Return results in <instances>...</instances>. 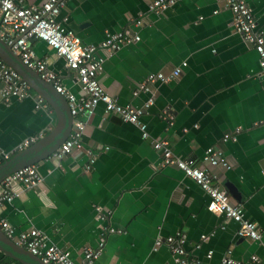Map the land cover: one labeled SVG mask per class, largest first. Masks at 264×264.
Returning <instances> with one entry per match:
<instances>
[{
	"label": "crops",
	"instance_id": "0c3cea01",
	"mask_svg": "<svg viewBox=\"0 0 264 264\" xmlns=\"http://www.w3.org/2000/svg\"><path fill=\"white\" fill-rule=\"evenodd\" d=\"M150 1L64 0L55 17L86 44L98 45L105 30L128 29L138 35L114 51H96L102 57L97 79L119 104L141 106L149 94H132L138 82L148 73H166L186 62L176 78L151 86L153 103L141 116L147 137L98 103L91 115L80 117L85 121L82 148L33 163L41 183L19 187L17 196L0 205V216L15 233L38 229L74 262L82 260L85 247L95 248L101 239L100 253L91 264H176L167 246L154 241L177 232L184 235L186 256L199 264H219L226 250L239 261L261 256L264 75L257 55L233 30L223 0H176L158 15L148 9ZM244 1L257 26L264 28V0ZM29 44L69 92L80 93L73 71L60 56L40 39ZM38 96L30 89L21 100L0 99L2 151L11 152L24 139L37 136L29 146L56 125L54 110L42 97V104L35 106ZM162 111L172 116L171 124ZM223 134L235 139L223 142ZM152 139L167 140L172 153L182 158L199 159L206 147L221 148L229 169L208 171L235 188L239 198L229 194L230 202L260 227V239L237 236L235 222L208 211V196L191 178L174 165L160 166ZM86 151L94 160L89 171L83 169ZM0 264L23 263L0 251Z\"/></svg>",
	"mask_w": 264,
	"mask_h": 264
},
{
	"label": "built area",
	"instance_id": "2783aa9c",
	"mask_svg": "<svg viewBox=\"0 0 264 264\" xmlns=\"http://www.w3.org/2000/svg\"><path fill=\"white\" fill-rule=\"evenodd\" d=\"M176 0H151L148 9L155 15L160 14L166 7ZM64 0H41L39 3H28L26 0H0V39L8 44L13 53L28 68L37 73L40 79L48 82L55 92L62 95L67 103L68 112L71 116V130L65 139L47 156L48 158L60 159L73 149H81L80 138L85 126V121L80 118L92 114L94 107L101 103L105 113L113 114L120 120L134 124L140 131L142 138L147 137L145 123L141 116L153 103L150 91L154 83H165L176 78L186 62L182 61L179 66L173 67L168 72H151L138 82L132 92H147L149 96L141 106L135 107L127 104H119L101 86L97 74L101 70L102 57L96 54L98 48L114 51L121 45L138 40V35L128 29L117 32L104 31V39L98 44L82 43L80 37L71 29L61 26L55 17L62 8ZM223 6L230 14V24L233 30L248 43L257 55L258 65L264 75V28L258 27L256 20L244 0H223ZM216 12L215 10L213 11ZM136 25L139 19L134 21ZM34 37L42 40L47 47L63 59L64 66L74 73V79L80 93L75 95L69 92L62 84L60 77L46 67L45 61L37 58L29 44V38ZM29 84L9 65L0 58V99L7 103L11 99L21 100L28 95ZM42 104V98H36L35 106ZM163 117H167L171 124L172 116L162 111ZM264 122V120H263ZM40 136V135H39ZM35 137L24 139L18 143L12 153L21 150ZM235 139L234 135L223 134L222 141ZM153 149L160 154V166L174 165L191 178L200 189L208 196L206 208L213 213H221L236 223L235 234L259 240L262 230L256 223L243 215L242 209L230 202V196L222 187L216 174L208 171L209 167H217L221 170L229 169L230 163L219 147H206L199 159L182 158L174 155L169 143L165 139H152ZM10 151L0 149V162L11 155ZM87 162L83 169L89 171L93 164L91 153L85 152ZM46 157V158H47ZM41 183V176L34 164H29L8 173L0 180V205L11 201L19 192V187L30 189ZM0 229L4 235L14 243L23 247L30 254L38 257L45 264H91L100 253L101 239L95 248L85 247L82 251V260L74 262L68 251L60 249L46 241L41 231L29 227L16 233L11 225L0 216ZM113 231L112 228L108 229ZM205 238L204 235L200 236ZM184 235L175 233L173 236L156 238L155 245L164 243L173 255L176 264H199L197 260L188 258L182 248ZM195 246H198L196 244ZM226 250L219 264H264V252L261 256L249 255L245 261L233 259ZM210 251L207 252V256Z\"/></svg>",
	"mask_w": 264,
	"mask_h": 264
},
{
	"label": "water",
	"instance_id": "95a60500",
	"mask_svg": "<svg viewBox=\"0 0 264 264\" xmlns=\"http://www.w3.org/2000/svg\"><path fill=\"white\" fill-rule=\"evenodd\" d=\"M35 39L36 38L33 36L29 38L30 41H34ZM0 58L14 69L29 84L31 89L44 99V101L54 110L57 117L56 125L47 134L0 162L1 180L8 173L13 172L20 167L45 159L60 144V142L65 139L66 132H69V127L71 128V116L69 115L64 97L55 92L48 82L40 79L35 71L26 67L20 61L19 57L12 52L10 46L2 39H0ZM221 185L233 198H239L238 193L232 185L227 182H222ZM0 251L23 264H45L38 257L30 254L23 247L17 245L10 238L6 237L1 229Z\"/></svg>",
	"mask_w": 264,
	"mask_h": 264
}]
</instances>
